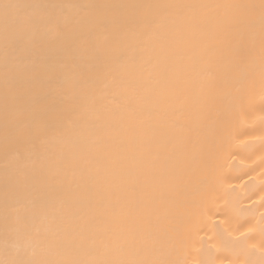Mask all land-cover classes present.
<instances>
[{"label": "bare ground", "instance_id": "1", "mask_svg": "<svg viewBox=\"0 0 264 264\" xmlns=\"http://www.w3.org/2000/svg\"><path fill=\"white\" fill-rule=\"evenodd\" d=\"M0 264H264V0H0Z\"/></svg>", "mask_w": 264, "mask_h": 264}]
</instances>
